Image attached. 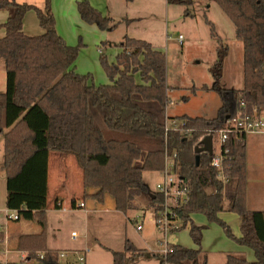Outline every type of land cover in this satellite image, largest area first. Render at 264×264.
<instances>
[{
  "label": "trees",
  "instance_id": "obj_1",
  "mask_svg": "<svg viewBox=\"0 0 264 264\" xmlns=\"http://www.w3.org/2000/svg\"><path fill=\"white\" fill-rule=\"evenodd\" d=\"M131 2L133 0H126ZM216 3L229 18L243 44V87L220 84L228 44L212 32L218 41L217 60L209 68L221 106L214 118L182 115L168 117L170 102L167 84L166 54L146 40L125 36L115 62L105 53L100 63L111 81L96 85L93 76L76 71L81 44L69 45L58 33L52 0L42 7L16 0H0V10L8 11L2 25L0 58L6 72V89L0 92V132H4L3 165L6 176V208L18 210L20 219L41 227L39 233L18 237L16 250L28 259L45 252L55 259V251L46 245L49 159L52 151L71 153L82 171L84 200L103 205L108 197L123 213L138 208L137 198L149 200L148 208L157 213L164 195L150 190L144 182L145 171L160 172L166 154L176 153V172L185 180L188 199L175 211L189 226V235L197 248L170 243L162 263L207 264L201 248L203 229L192 215L201 213L209 222L220 224L226 234L242 246L250 247L255 261L242 254L229 253L225 264H264V210H250L247 204V146L231 134L225 147L227 182L218 177L210 164L212 154L195 148L206 135H215L242 108L264 107V0H207ZM191 5L193 0H167ZM83 21L101 30L114 27L111 17L88 0L76 2ZM35 12L41 34L23 31L28 12ZM186 14L191 15L189 10ZM213 31V30H212ZM139 76V80L138 77ZM208 89L207 85H203ZM177 123V127L173 125ZM167 124L169 128L166 130ZM93 189V193L88 190ZM73 206L76 199L72 200ZM240 218V236L219 217L223 211ZM17 220V221H19ZM15 222V221H14ZM125 240L124 249L113 251V264H135L149 255ZM138 254V255H136ZM3 264V263H2ZM17 264V263H7Z\"/></svg>",
  "mask_w": 264,
  "mask_h": 264
},
{
  "label": "rangeland",
  "instance_id": "obj_2",
  "mask_svg": "<svg viewBox=\"0 0 264 264\" xmlns=\"http://www.w3.org/2000/svg\"><path fill=\"white\" fill-rule=\"evenodd\" d=\"M75 1L53 0L52 7L56 17L58 32L68 43L82 45L77 59V70L79 73H90L93 76V83L96 85L110 83L111 81L101 66V52L99 51L101 41L105 39L103 32L106 30H101L96 25L83 21L78 13ZM151 1L153 0H139L135 6H129L127 10L129 17L138 18L133 20L130 26L124 22V9L116 7L115 12H117L118 17H111V23L114 27L112 28L113 30L110 29L108 31L111 34V39L118 43L124 36L130 34V37L151 41L154 46H163L165 48L167 82L176 89L174 94L169 92L173 102H169L167 106L168 117L173 116L172 113L178 115H201L205 112H216L221 104V98L211 88L214 79L209 68L218 59L217 47L219 43L213 37L212 32L220 36L222 41L228 44L229 49H231L228 56L224 59L220 84L224 87H231L237 84H239L237 85L238 87L243 86V63L240 56L242 48H240V44H237L241 43V41L237 40L238 38L235 36L234 25L214 2L193 0L191 5L184 6L182 4L169 3L166 0H156L153 3ZM124 2L125 0H121V6ZM36 4L37 6L41 5L39 3ZM69 7L71 8V13L68 12ZM186 10H189L191 15L186 14ZM0 13H4L3 10H0ZM25 32L31 35L43 32L34 11L28 13ZM179 35L183 36V44H180L178 40ZM106 54L109 60V55L111 54L110 52H106ZM137 77L139 80L138 75ZM203 85H207L209 88L204 89L202 88ZM176 124L174 123L173 125ZM216 140L217 136L214 135L215 147L217 148ZM3 143L4 132H0V209H5L6 197V176L2 168ZM64 155L74 157L71 153ZM68 159L57 162L52 158L49 171L48 205H51V201L56 195H59L60 198L66 195L67 188L62 186L61 191H53L52 183H55L56 175L64 176L68 170H71V159ZM74 178L70 190L76 191L75 194L79 197L78 200L82 201V183L79 181L77 174H75ZM162 178L163 175L158 171L144 172V182L149 186L150 190H156L157 183ZM137 202L138 208L129 210L127 213H109L107 210L88 209L90 214L87 215L89 217L86 216L85 210L77 213H56L55 211H50L53 212L50 214V236L55 241V236L58 235L61 237H72V232H75L81 239L84 234H87L88 243L93 244L96 251L87 253L85 264L90 263L91 254L97 251L103 253V255L95 254L91 264H112L111 253L108 250L109 244L122 247L128 233L134 236L140 247L148 249V251H152L150 248L155 250L154 252L152 251L153 253L149 251V255L139 258L135 264H163L164 254L161 251L164 247L162 241L165 236L155 223V211L147 207L149 200L144 196L138 197ZM48 208L51 207L48 206ZM192 216L195 223L205 226V238L201 248L207 256V264H225V256L227 254H241V252H236L237 250H235L239 247L236 241L226 234L220 224L209 222L206 216L201 213H196ZM87 217L89 218L88 224ZM219 217L227 222L231 231L237 236L233 226L234 221L228 220L222 213L219 214ZM15 222L12 221L10 224ZM138 222H143L142 229L144 227V230L140 231L137 229L136 224ZM238 224L237 226L240 229V221ZM173 236L179 237L181 245L197 248L189 236V226L171 232L169 235L167 234L166 238L170 242ZM85 248L92 251V248L88 246ZM245 248L247 252L242 255L248 261H254V251L250 247L245 246ZM231 250L234 251L230 252ZM13 256L12 260H15L16 257Z\"/></svg>",
  "mask_w": 264,
  "mask_h": 264
},
{
  "label": "crops",
  "instance_id": "obj_3",
  "mask_svg": "<svg viewBox=\"0 0 264 264\" xmlns=\"http://www.w3.org/2000/svg\"><path fill=\"white\" fill-rule=\"evenodd\" d=\"M16 1L19 3L24 2V1L27 3H32V4L39 3V4H41L40 5L41 7L44 5V2H45V0H23V1L16 0ZM77 1L78 0H76L75 3ZM88 1H90L91 4L93 6H95L96 8H98L100 11L104 12V14H106L112 18L118 17L117 12H115L116 7L118 9L123 8L124 12H125L124 22L128 26H130L132 24L133 20L138 19V18L129 17L127 10L129 8V6L130 7L135 6V4L137 2H139V0H133V1L128 2V3L125 0V2L123 3L122 6H121V0H88ZM154 1H156V0H153L151 2L153 3ZM166 2H167V0H166ZM128 4H130V5H128ZM52 5H53V0L51 3V6ZM52 11H53V7H52ZM3 12L4 13H0V38L5 35V29L2 25L7 21L8 15H9L8 11L3 10ZM68 12L71 13L70 7H69ZM28 13L26 14L24 21H23V31L24 32H25V23H26ZM115 15H117V16H115ZM56 27H57V23H56ZM111 30H113V29H111ZM57 31H58V29H57ZM108 31H110V30H106L103 32V34L105 36V37L104 36L103 37L105 39H103L101 41V46L99 47V51L101 53H105V54H106V52H110L111 55H109V61L115 62L117 55L121 51L119 44L125 38V36H124V38H122L121 41H119L117 43V41L115 42L111 39V34ZM25 33H27V32H25ZM107 33H109V34H107ZM129 35L130 34H128L126 36H129ZM235 36H236V34H235ZM237 40H239V39H237ZM239 41H241V40H239ZM148 42H150L152 44L154 49L160 50V51L165 53L166 50L163 46H154L151 41H148ZM68 44L72 45L70 43H68ZM237 44H240V48H242V53L240 52V56H241V62L243 63V44H242V41H241V43H237ZM230 51H231V49H229V53H230ZM0 60H1L0 61V92H4L6 89V72H5L4 61L1 58H0ZM76 71L79 72L77 70V61H76ZM80 74H82V73H80ZM167 84L169 86L168 95H169V92H170V94H172V93L174 94L176 92V89L173 86L171 87L168 82H167ZM243 84H244V81H243ZM237 85H239V84H237ZM237 85H233V86L227 87V88L241 89L243 87V86L238 87ZM169 97H170V103L173 102L172 97L170 95H169ZM220 106H221V104H220ZM220 106L217 108L216 112H214V113L205 112L204 114H201V115H189V114H182V115L203 116L206 118H214L217 115V112H218ZM172 115L173 116H171V115L170 116L171 117L182 116V115L173 114V113H172ZM246 146H247V204H248V208L250 210H264V133L248 134L246 136ZM253 151H254V154H253ZM64 154H66V153L58 152V151H52L50 153L49 171L51 168L52 158L54 160H56L57 162H62L64 159L70 158L72 166H71V170L70 171L68 170L64 176L60 175V174L56 175L55 183H52L53 187H54V189H52L53 191L54 190H56V191L60 190L61 191L62 186L67 188V191H66V195L63 196V198H60L59 195H56L55 198L51 201V205L47 204V208H46V214H47L46 245H47V248L49 250H52L55 252L66 250V251H79L81 253L82 251H84L85 247H87V246L92 248V251L90 250V252H95L96 251L95 246L91 243H90L91 244L90 245L87 241V234H84L83 238H81V239H79L78 235L72 236V237H67V236L61 237L60 235H58V236H55V241H54L52 239V237L50 236V233H49V225H50V220H51L50 214L53 213L50 211H55L56 213H61V212L77 213V212H80L82 210H85L84 212H85L86 216H88V217H89V215H87V214H90V212H88L89 211L88 209H90V210L91 209L107 210L109 213L121 212V211L115 209L114 201L111 197H108L106 199L105 204H103V205L97 204L91 198L87 199V200H84L82 198V201L78 200L79 197L76 196V194H75L76 191L75 192L71 191L70 186H71L73 180L75 179L74 178L75 174H77L79 181L82 183L81 168L79 167V165H78L76 159H74V157H71L70 155H64ZM49 187H50V182H49V178H48V189H49ZM82 187H83V183H82ZM93 191H94L93 189L88 190L89 193H93ZM152 191H154V190H152ZM83 192H84V188L82 190V195H83ZM63 195H64V192H63ZM6 196H7V188H6ZM74 198L76 199V204L73 206L72 200ZM5 202H6V197H5ZM80 202L85 203V208H80L78 206V204ZM48 206L51 208H48ZM5 209H7L6 204H5ZM5 209L4 208L0 209V212L2 213ZM221 213L228 220L234 221V223H233L234 224L233 225L234 230H236L237 237H239L241 235L240 229L237 226V224L240 221L239 216L236 213H233V212L228 211V210L221 212ZM88 217H87V224L89 221ZM192 219H193V216H192ZM193 221L195 223L194 219H193ZM10 223L11 222H9V223L3 222L2 223V229L0 231V263L7 262V263L21 264L22 263L21 262V254L24 251L16 250V244L18 241V237L20 235H23V234L39 233L41 231V227L38 224L31 222V221H28V220H25V219L19 220L18 222H15L14 224H10ZM139 223L142 224L143 222H138L137 224H139ZM137 224H136V226H137ZM195 224H197V223H195ZM197 225H199V224H197ZM201 226H204V225H201ZM142 230H144V227L140 231H142ZM204 230H205V228L203 229L202 243L204 242V238H205ZM76 237H78V238H76ZM126 239H129L130 242H132L135 245V247H137L138 249H144L143 247H140L138 245V242L135 240L134 236H132L131 234L129 235L127 233V237L125 238V240ZM52 241H53V243H52ZM170 243L180 244L179 237L173 236L172 241H170ZM124 246H125V241H124V244L122 247L112 246L109 244L108 250L111 253L112 264H113L112 252L113 251H121L124 249ZM238 246L239 247L237 249H235V250H237L236 252L239 251V252H241V254H244L247 252V249L245 248V246H242L240 244H238ZM150 249L153 252L155 251L152 248H150ZM145 250L147 252L150 251V250L148 251V249H145ZM152 251H150V252L153 253ZM232 251H234V250H231L230 252H232ZM24 253H26V252H24ZM204 253H205V251H204ZM95 254H97L99 256L103 255V253L98 252V251L96 253H92L91 254L92 258H91V261L89 264H91L92 259L95 257ZM237 254H240V253H237ZM12 255H14L13 257H16L15 260L14 259L12 260ZM225 257L227 258V256H225ZM255 260H256V258H255ZM225 263H226V261H225Z\"/></svg>",
  "mask_w": 264,
  "mask_h": 264
},
{
  "label": "built area",
  "instance_id": "obj_4",
  "mask_svg": "<svg viewBox=\"0 0 264 264\" xmlns=\"http://www.w3.org/2000/svg\"><path fill=\"white\" fill-rule=\"evenodd\" d=\"M179 42L182 44L183 36H178ZM242 108L234 117L227 121L226 127L219 129L215 132L217 136L216 145L213 139V151L210 164L213 168L218 170V177L225 183L228 181V177L225 175L224 161L228 153L227 141L231 134H234L241 140L243 135L264 133V107L252 106L248 109L247 104L242 102ZM176 128L177 125H174ZM167 124L166 130L169 128ZM176 153L166 154L165 166L160 171L163 175L162 180L157 183L156 190L164 195V204L162 209L155 213V223L159 230L163 231L165 236L162 241L164 247L162 253L166 255L170 251V242L166 235L171 232L177 231L182 225V221L179 219L175 208L185 203L188 199V189L185 185V180L182 176L176 172L175 159ZM80 208H85V203L80 202L78 204ZM20 219L18 210L5 209L0 212V231L2 229V223H9ZM137 229H142V224H137ZM75 232H72V236H76ZM161 241V240H160ZM90 249L85 248L81 253L79 251H58L55 253V259H47L45 252H38L36 257L28 259L27 254L22 252L21 262L23 264H85V258L87 252ZM7 264V262H2ZM0 263V264H2ZM21 263V264H22Z\"/></svg>",
  "mask_w": 264,
  "mask_h": 264
},
{
  "label": "water",
  "instance_id": "obj_5",
  "mask_svg": "<svg viewBox=\"0 0 264 264\" xmlns=\"http://www.w3.org/2000/svg\"><path fill=\"white\" fill-rule=\"evenodd\" d=\"M212 138L213 137L211 134L206 135L205 137L202 138L200 145H198L195 148V151L197 153V156H196L197 163L199 162V154L198 153L206 152V153L212 154V151H213V139Z\"/></svg>",
  "mask_w": 264,
  "mask_h": 264
}]
</instances>
